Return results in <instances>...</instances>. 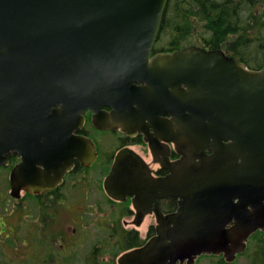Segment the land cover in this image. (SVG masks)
<instances>
[{
    "label": "water",
    "instance_id": "1",
    "mask_svg": "<svg viewBox=\"0 0 264 264\" xmlns=\"http://www.w3.org/2000/svg\"><path fill=\"white\" fill-rule=\"evenodd\" d=\"M167 1L0 0V166L21 155L18 197L51 171L58 179L69 158H94L90 139L73 134L87 109L100 129L143 132L154 156L159 139L171 141L180 157L161 160V177L131 148L115 155L106 191L134 194L137 224L146 208L157 221L118 264H194L203 253L230 262L264 231V64L197 45L151 55ZM165 197L177 199L168 214Z\"/></svg>",
    "mask_w": 264,
    "mask_h": 264
},
{
    "label": "flooded vegetation",
    "instance_id": "2",
    "mask_svg": "<svg viewBox=\"0 0 264 264\" xmlns=\"http://www.w3.org/2000/svg\"><path fill=\"white\" fill-rule=\"evenodd\" d=\"M91 115V110L85 111L82 126L74 130L73 134L90 139L96 151L95 157L90 158L87 155L82 156V158L75 156L69 158L67 167L58 179L50 180L54 177V172L51 171L46 176L48 180L42 181L36 191H31L23 186L20 196L12 197L10 191L12 189L13 168L22 159L19 152L11 151L9 162L1 167H5L7 170L6 184L10 195L9 200L11 199L15 204L22 206L21 217L23 221H25L24 217L26 215L34 217V222L29 226V229L28 225L24 227L26 226L25 223H20L22 230L24 228L22 233L26 236H22L20 245L29 246V255L24 254L22 258L20 257L22 264H32L35 260H38V264H63L65 259L69 258L67 255H70V257L74 256V251L75 253L83 252L84 250L81 249H87V246H90V253L99 249L106 250L114 241L119 243L122 240H126L127 246L133 248L145 243L155 232V226L153 228L149 226L147 228L149 235H146L144 240L140 241L137 227L142 224L147 214H152L153 216L154 214L144 209V218L140 224H137L136 217L139 211L133 206L132 197L127 195L124 200L112 198L104 189V179L109 173L116 152L122 147H138L140 150L145 149L150 152L152 160L157 164V168H152L149 163L148 167L155 177L163 176L168 172L161 165L160 160L164 158H169L170 161L176 160L179 157L178 152L174 149L171 142L159 139L156 147V156H154L143 133L138 132L135 135H128L119 128L100 129L92 123ZM105 131L111 132L112 136L118 140L116 149L113 148L110 151L109 148H106L103 150L102 134ZM150 131L153 132L152 129ZM53 146L52 139L43 137L40 140V147L44 151H50ZM64 149L69 152L71 144L65 143ZM109 154L111 155L110 166H108L110 164ZM36 166L42 171L45 170L42 164H37ZM93 172L100 173L97 176L98 179L93 177ZM168 200H174L175 206L173 208L167 206ZM123 203H127L126 212L128 211V214L133 216L129 223V220L124 219L125 211L118 210L113 212L114 207ZM176 204V200L172 198L158 199L159 209L163 213L174 211ZM108 206L112 210L111 215L109 214ZM33 213H36V215ZM118 216H120V219H118ZM129 224H133L136 227L127 228ZM256 233L264 238L263 230L254 231L248 237L246 249L238 254L231 263H234L239 256L247 252L248 245L251 241H255L253 235ZM93 238L96 240L97 245L92 250ZM20 245L18 243V247ZM98 247L100 248L98 249ZM21 249L22 247H20ZM86 259L87 263L88 261H93L91 256L86 257Z\"/></svg>",
    "mask_w": 264,
    "mask_h": 264
},
{
    "label": "trees",
    "instance_id": "3",
    "mask_svg": "<svg viewBox=\"0 0 264 264\" xmlns=\"http://www.w3.org/2000/svg\"><path fill=\"white\" fill-rule=\"evenodd\" d=\"M195 35L199 43H192ZM165 38L167 45H162ZM189 44L221 48L249 68H260L264 64V0H168L153 51ZM167 206L173 208L174 200H168ZM253 236L260 240L257 233ZM218 261L228 264L221 256Z\"/></svg>",
    "mask_w": 264,
    "mask_h": 264
},
{
    "label": "rangeland",
    "instance_id": "4",
    "mask_svg": "<svg viewBox=\"0 0 264 264\" xmlns=\"http://www.w3.org/2000/svg\"><path fill=\"white\" fill-rule=\"evenodd\" d=\"M200 24H203V22H199ZM198 34H200V30H198ZM198 35H195L194 39L192 40V43H199ZM162 45H167L166 38L164 41H161ZM185 45V44H184ZM262 61H264L262 59ZM103 139V150L106 148H109L111 151L113 148L116 149L118 140L115 139L114 136H112V133L109 131H105L102 134ZM115 140V141H114ZM114 141V143H113ZM134 150H136L144 159L146 162L150 164L152 168H157V164L154 163L152 160L150 152L143 149L140 150L138 147H134ZM108 150V149H107ZM110 157V164L111 165V155ZM6 174L7 170L6 168L0 169V264H22L20 257L22 258V255H29L28 250L29 246H23L20 245L22 243V236L24 228L19 229V225L21 222L25 223L28 229L31 224H33V216L26 215L24 217L25 221H23L22 215V206L19 204H15L10 198L7 184H6ZM105 174V171H104ZM100 173L93 172V177L98 179L97 176H99ZM104 177V175H102ZM102 177V178H103ZM109 208V214H112L111 208ZM118 210L125 211L124 219L129 220L128 223L132 219V215L128 214L127 210V203L119 204L116 207L113 208V212H117ZM34 212H36L34 210ZM36 215V213H33ZM118 219H120V216H118ZM121 222V220H120ZM127 223V221H126ZM156 221L155 217L151 214H147L140 226H138V232L140 235V241L144 240L146 235H149L147 228L151 226L152 228L155 226ZM18 229H17V227ZM22 226V225H21ZM134 226L133 224H129L127 228H130ZM136 227V226H134ZM26 237V236H24ZM111 240V238H110ZM96 240L93 238L92 242V250L97 245ZM19 243V247H18ZM260 245V248L257 245ZM20 247L22 249L20 250ZM58 247V246H57ZM90 246H87V249L82 248V251H79L75 253L74 256L67 255L69 258L65 259L63 264H118L117 258L118 256L128 247L127 241L122 240V242L116 243L115 241L110 244L109 248H106V250L99 249L98 251L94 250L92 253H90ZM60 249V248H59ZM58 253V252H57ZM78 253V254H77ZM93 261H88L86 257H90ZM220 256L218 255H201L199 256L194 264H220L219 260ZM38 261V260H37ZM55 264V263H52ZM58 264V263H57ZM228 264H264V238L263 236L260 237V240L251 241V243L248 245V250L243 255L239 256L238 259L234 263H228Z\"/></svg>",
    "mask_w": 264,
    "mask_h": 264
}]
</instances>
